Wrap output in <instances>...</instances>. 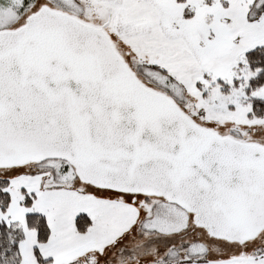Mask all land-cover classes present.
I'll return each instance as SVG.
<instances>
[{
	"label": "snow or ice",
	"instance_id": "snow-or-ice-1",
	"mask_svg": "<svg viewBox=\"0 0 264 264\" xmlns=\"http://www.w3.org/2000/svg\"><path fill=\"white\" fill-rule=\"evenodd\" d=\"M0 264H264V0H0Z\"/></svg>",
	"mask_w": 264,
	"mask_h": 264
}]
</instances>
